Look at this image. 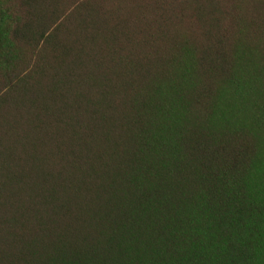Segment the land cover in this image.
<instances>
[{
  "label": "trees",
  "instance_id": "1",
  "mask_svg": "<svg viewBox=\"0 0 264 264\" xmlns=\"http://www.w3.org/2000/svg\"><path fill=\"white\" fill-rule=\"evenodd\" d=\"M264 0H0V264H264Z\"/></svg>",
  "mask_w": 264,
  "mask_h": 264
},
{
  "label": "rangeland",
  "instance_id": "2",
  "mask_svg": "<svg viewBox=\"0 0 264 264\" xmlns=\"http://www.w3.org/2000/svg\"><path fill=\"white\" fill-rule=\"evenodd\" d=\"M262 13H264V6L261 8V10H260Z\"/></svg>",
  "mask_w": 264,
  "mask_h": 264
}]
</instances>
